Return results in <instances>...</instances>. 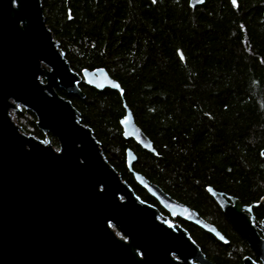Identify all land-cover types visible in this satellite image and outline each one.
<instances>
[{"label":"trees","instance_id":"trees-1","mask_svg":"<svg viewBox=\"0 0 264 264\" xmlns=\"http://www.w3.org/2000/svg\"><path fill=\"white\" fill-rule=\"evenodd\" d=\"M237 1L192 8L189 0H42V7L71 67H103L124 90L122 96L81 82L82 98L58 89L93 128L109 162L142 200L157 204L127 167L132 148L136 171L226 227L227 245L190 229L204 252L234 245L245 255L247 242L207 190L245 205L264 196V0ZM124 102L156 153L124 138ZM16 117L23 131L59 146L31 110ZM254 213L263 217L264 206Z\"/></svg>","mask_w":264,"mask_h":264},{"label":"water","instance_id":"water-1","mask_svg":"<svg viewBox=\"0 0 264 264\" xmlns=\"http://www.w3.org/2000/svg\"><path fill=\"white\" fill-rule=\"evenodd\" d=\"M81 82L124 95L105 68L79 73L71 67L46 24L42 0H0V264H213L185 228L136 194L80 111L58 92L84 98ZM124 106V138L156 153ZM22 109L36 115L37 127L53 134L58 147L22 130L16 117ZM137 159L127 148L135 181L173 217L227 242L197 211L136 171ZM207 190L264 264V217L257 220L253 205L237 197L212 186ZM259 204L264 206V196L254 205ZM243 264L259 263L245 257Z\"/></svg>","mask_w":264,"mask_h":264},{"label":"flooded vegetation","instance_id":"flooded-vegetation-1","mask_svg":"<svg viewBox=\"0 0 264 264\" xmlns=\"http://www.w3.org/2000/svg\"><path fill=\"white\" fill-rule=\"evenodd\" d=\"M132 173V172H131ZM133 174V173H132ZM169 194V193H168ZM170 195V194H169ZM226 195V194H225ZM171 196V195H170ZM153 197V196H152ZM154 198V197H153ZM174 198V197H173ZM155 199V198H154ZM176 199V198H175ZM177 200V199H176ZM155 201L157 202V204H151V205H154L155 207H157L159 209V211L164 214L166 217H168L170 220H172L173 222L175 223H178L180 224L183 228H185L189 234L191 235L190 233V229H194V228H198V229H201L211 235H213L212 233L206 231L205 229H203L202 227H200L199 225L193 223L192 221H189V220H186L180 216H177V217H173L169 211H167L156 199ZM179 201V200H178ZM182 202V201H180ZM216 202V201H215ZM184 203V202H182ZM185 205H187L188 207H190L191 209L195 210L198 212V214L203 218L205 219L207 222L211 223L212 225H214L224 236L225 238L227 239V242H223L219 239H217L214 235V237L221 243L227 245L230 243V239L227 237L225 231H223L224 228L226 227H220L218 225L217 222H219L218 218H216V216H214L212 213L210 212H205V211H201L199 209H196L195 207L189 205V204H186L184 203ZM217 204V207L219 208V210L224 214V216L229 220L228 216L223 212V210L221 209V207L218 205V203L216 202ZM255 204V203H254ZM253 205V211H252V214L255 215L254 213V207L258 206V205ZM245 205V204H244ZM256 217V215H255ZM264 217V215H263ZM263 217H261L260 219H258L257 217V220L261 221L263 219ZM230 221V220H229ZM231 223V221H230ZM232 224V223H231ZM233 225V224H232ZM234 226V225H233ZM235 227V226H234ZM236 228V227H235ZM237 229V228H236ZM225 230V229H224ZM192 237V236H191ZM193 238V237H192ZM244 238V237H243ZM245 239V238H244ZM246 241V240H245ZM247 242V241H246ZM248 244V243H247ZM249 246V245H248ZM250 248V252H248L247 254L245 255H241L240 251L241 248H237L236 246L232 245L228 248L227 251L225 252H222L223 250L222 249H219V248H215L209 252H204L202 250V252L204 253L206 259H208L211 263L213 264H243L244 263V259L245 257H251L254 261L258 262L259 264H262L260 258L258 257V255L253 251V249L249 246ZM202 249V248H201ZM230 261L231 263H226ZM195 264H200L199 262H194Z\"/></svg>","mask_w":264,"mask_h":264},{"label":"snow or ice","instance_id":"snow-or-ice-1","mask_svg":"<svg viewBox=\"0 0 264 264\" xmlns=\"http://www.w3.org/2000/svg\"><path fill=\"white\" fill-rule=\"evenodd\" d=\"M233 4H235V0H232Z\"/></svg>","mask_w":264,"mask_h":264},{"label":"rangeland","instance_id":"rangeland-1","mask_svg":"<svg viewBox=\"0 0 264 264\" xmlns=\"http://www.w3.org/2000/svg\"><path fill=\"white\" fill-rule=\"evenodd\" d=\"M118 234L121 235L119 231H118Z\"/></svg>","mask_w":264,"mask_h":264}]
</instances>
